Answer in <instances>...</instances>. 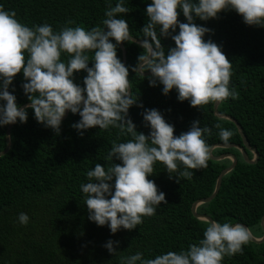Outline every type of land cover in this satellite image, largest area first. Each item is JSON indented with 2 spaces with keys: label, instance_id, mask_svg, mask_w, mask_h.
<instances>
[{
  "label": "trees",
  "instance_id": "obj_1",
  "mask_svg": "<svg viewBox=\"0 0 264 264\" xmlns=\"http://www.w3.org/2000/svg\"><path fill=\"white\" fill-rule=\"evenodd\" d=\"M110 2L115 6L117 0ZM150 3L151 0H127L129 12L122 17L135 39L143 36L141 29L148 21L146 8ZM0 5L7 11H15L18 21L29 27L48 23L58 31L68 21H74L69 26L91 30L103 26L109 0H0ZM178 20L187 22L182 12ZM194 23L211 30L205 35V41L211 39L216 43L232 63L230 87L236 89L239 98L229 97L217 110L237 121L258 154L257 162L249 164L235 148L214 149L213 156L234 155L237 165L223 177L217 195L198 206L196 212L221 223L243 224L262 237L264 27L245 24L234 10L222 11L208 21L195 18ZM122 43L126 49L131 93L138 98L127 118L136 125L138 134L148 136L151 131L143 120L145 109H157L174 126V136L187 132L193 121H199L200 127L213 129L212 135L205 137L210 148L217 144L243 147L236 125L215 115L214 102L194 108L187 100L179 101L175 89L164 95L163 85H149L151 76H137L131 68L137 64L143 49L131 41ZM161 43L166 54L175 47L170 35L161 38ZM88 55L89 67H92L94 53ZM117 55L122 61L119 46ZM61 59L67 61V54H62ZM86 75L83 70L74 73V83L84 87ZM25 82L23 73H18L8 89L15 95L19 107L30 103L22 87ZM80 119L79 114L69 111L61 123L60 133L56 134L39 123L29 109L27 121H17L12 127L10 150L0 157V264H121V255L140 251L145 258H155L168 251L186 250L203 238L204 224L193 216L192 206L214 193L217 178L231 165L230 159L209 158L206 168L192 170L191 179L177 178L176 173L170 178L165 166L156 162L152 175L147 178L166 194V203L161 202L156 214L144 217L135 229L121 228L113 234L108 225L98 226L88 219L89 210L80 185L88 182L86 174L96 164L107 167L111 163L106 157L114 141L126 142L131 137L121 136L117 128L103 130L98 126L83 130L81 135L73 127ZM216 123L233 131L227 143L219 138ZM7 127H0V152L6 148ZM246 153L249 159L254 158L250 151ZM112 163L121 161L113 158ZM21 212L30 217L27 225L18 222ZM109 240L119 241L116 251L120 253L108 252L104 245ZM223 264H264V242L250 241L244 245L243 254L225 257Z\"/></svg>",
  "mask_w": 264,
  "mask_h": 264
},
{
  "label": "clouds",
  "instance_id": "obj_2",
  "mask_svg": "<svg viewBox=\"0 0 264 264\" xmlns=\"http://www.w3.org/2000/svg\"><path fill=\"white\" fill-rule=\"evenodd\" d=\"M226 10H234L249 26L264 27V0H151L146 8L148 21L138 41L143 52L131 70L142 78L150 72V86L163 85L164 95L175 89L178 100H187L194 108L222 103L229 97L238 99L239 93L230 87L232 63L216 43L205 41L211 30L194 23L195 18L208 21ZM128 12L127 0H117L115 6L109 0L102 27L87 30L71 27L74 21H68L56 31L48 23L29 27L18 21L15 11L0 5V127L25 123L31 109L39 123L59 134L62 118L70 111L81 117L73 125L81 135L83 130L98 126L117 128L121 136L131 137L126 142L114 141L106 157L111 163L107 167L96 164L86 174L88 182L80 185L88 219L98 226L108 225L113 234L121 228L135 229L144 217L156 214L161 202L166 203V194L147 178L156 162L165 166L170 178L173 173L177 178H193V169L208 166L210 145L205 137L213 133L212 128L193 121L187 132L174 136V126L157 109L143 113L151 129L149 135L137 133L127 117L138 98L128 91L132 89L129 67L117 55L120 43L137 42L122 17ZM181 12L187 22L178 20ZM169 35L175 47L166 54L161 38ZM89 52L94 53L92 67ZM62 54H67V61L61 59ZM81 70L87 73L84 87L73 79ZM21 72L26 81L22 87L30 100L23 108L8 90ZM214 127L225 143L234 135L220 123ZM113 158L121 163L113 164ZM17 219L27 225L30 217L21 212ZM202 222L203 238L186 250L168 251L155 258H145L137 251L121 255V264H223L225 257L243 254L244 245L253 239L264 238L240 223L207 218ZM118 245L119 241L109 240L104 247L116 255L120 253Z\"/></svg>",
  "mask_w": 264,
  "mask_h": 264
},
{
  "label": "water",
  "instance_id": "obj_3",
  "mask_svg": "<svg viewBox=\"0 0 264 264\" xmlns=\"http://www.w3.org/2000/svg\"><path fill=\"white\" fill-rule=\"evenodd\" d=\"M132 40L133 41H137V42H134V43L138 44V41H139L138 39H135V38L132 37ZM118 46H119V48L122 51V62L126 65V49L124 47V44L123 43H120ZM143 76H151V73L150 72H145L143 74ZM128 91L131 93V89H129ZM219 104L220 103L214 102V113H215V115L217 117H219V118L229 120V121L233 122L236 125V127L238 129V132H239V134L241 136V139L243 141V147H241L239 145H234V144H231V145H221V144H217V145H214V146H212L210 148V158L212 160L221 161V160H224V159H230L231 160V165L229 167H227L226 169H224L220 173V175L218 176L217 181H216V186H215L214 193L210 197L205 198V199H202V200H199V201H196L193 204V206H192V214H193V216L195 218L199 219V220H202V221L205 218H207V219H211V218L208 217V216H205V215H199V214H197V212H196L197 207L200 206L201 204L210 202L217 195V193H218V191L220 189V186H221V182H222L223 177L225 175H227L228 173H230L235 168V166L237 165V159L235 158L234 155H232V154H222L220 156H213L212 155V151L214 149H218V148H220V149L235 148V149H237V150L240 151V153L242 154V157H243V159H244V161L246 163L254 164L258 160V154H257V152H256L255 149L251 148L249 142L247 141V139H246V137H245V135L243 133L242 127L237 123V121L235 119L231 118L230 116H226V115L220 114L218 112V110H217ZM27 105L28 104H25V105L21 106V108H23V107H25ZM68 113H69V111H66L64 117L62 118V121L67 118ZM13 126H14V124H11V125H8V127H7V130H6V148H5L4 151L0 152V157L3 156V155H5L6 153H8L9 150H10L11 140L9 139V137H10L11 129H12ZM246 150H248L251 153H253V155H254V158L253 159H249L248 158V155L246 153ZM262 221H264V216L262 217V220H261V227H262V230H263V236L262 237H264V223H262ZM252 241L253 242H256V243H262V242H264V238H261V239H253Z\"/></svg>",
  "mask_w": 264,
  "mask_h": 264
}]
</instances>
